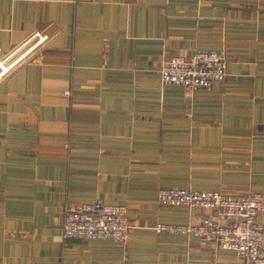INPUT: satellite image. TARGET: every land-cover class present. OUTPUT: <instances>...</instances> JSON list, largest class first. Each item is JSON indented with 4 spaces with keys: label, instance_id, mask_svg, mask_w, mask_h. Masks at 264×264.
<instances>
[{
    "label": "crops",
    "instance_id": "0c3cea01",
    "mask_svg": "<svg viewBox=\"0 0 264 264\" xmlns=\"http://www.w3.org/2000/svg\"><path fill=\"white\" fill-rule=\"evenodd\" d=\"M35 32L0 77V264H245L153 226L212 214L160 205V187L264 192V0H0V58ZM199 49L225 54L223 81L161 82ZM228 164L249 178L225 185ZM93 201L127 206L125 244L61 239L65 208Z\"/></svg>",
    "mask_w": 264,
    "mask_h": 264
},
{
    "label": "built area",
    "instance_id": "2783aa9c",
    "mask_svg": "<svg viewBox=\"0 0 264 264\" xmlns=\"http://www.w3.org/2000/svg\"><path fill=\"white\" fill-rule=\"evenodd\" d=\"M32 38L33 43L28 49L42 43L47 35L35 32ZM16 59L9 65H13ZM226 69L227 59L222 51L199 49L188 57H170L160 69V79L163 84H176L195 91L223 81ZM64 95L68 97L70 92L66 90ZM157 201L165 206L199 207L212 211V214L201 217L197 224L156 222L153 226L156 232L195 236L203 242L233 249L237 259L245 261V264H264V222L256 219L258 213L264 212L263 191L224 193L219 190L160 187ZM60 227L62 239H110L125 243L133 226L127 217L126 205L93 201L66 207Z\"/></svg>",
    "mask_w": 264,
    "mask_h": 264
},
{
    "label": "rangeland",
    "instance_id": "374dc122",
    "mask_svg": "<svg viewBox=\"0 0 264 264\" xmlns=\"http://www.w3.org/2000/svg\"><path fill=\"white\" fill-rule=\"evenodd\" d=\"M30 44H32V42L30 43ZM39 45V44H38ZM37 46V45H36ZM36 46H34V47H36ZM34 47H31L30 49H26V51L25 52H23V54L20 56V57H18V55H20L21 54V52H19V53H17V54H15L16 52H14L13 54V56H11V58H9L7 61H6V63H9L10 61H12L13 59L15 60L17 57V61L15 62V63H17L21 58H23L29 51H31ZM10 55L11 54H9L7 57H10ZM0 59H3V57H1ZM5 59H7V58H5ZM13 60V61H14ZM5 63V64H6ZM14 63V64H15ZM13 64V65H14ZM7 65V64H6ZM12 65V66H13ZM252 167L253 166H251V165H233V164H228V165H225V166H222V167H220V166H215V170L216 171H218V172H222L221 174H218L220 177H222L223 178V180H224V182H225V185L226 184H228V183H232V182H227V174H229V173H232V174H238V173H241L240 175L241 176H243L244 174H246V178H249V171H252ZM246 172V173H245ZM225 178V179H224ZM236 180V179H235ZM216 183H218L217 181H216ZM185 188V187H184ZM159 189V188H158ZM230 190V189H229ZM220 191V190H219ZM231 191H241V190H231ZM248 191V190H247ZM222 192V191H221ZM224 193H226V192H224ZM157 197V196H156ZM157 199V198H156ZM158 202V201H157ZM127 217H128V214H127ZM129 219V218H128ZM133 228V227H132ZM132 230V229H131ZM155 231V230H154ZM131 232V231H130ZM130 235V234H129ZM60 237H61V227H60ZM129 238V237H128ZM61 239H62V237H61ZM67 239V238H66ZM62 240H65V239H62ZM83 240V239H82ZM96 240V239H95ZM110 240V239H109ZM128 240V239H127ZM86 241V240H85ZM91 241V240H90ZM113 241V240H112ZM115 242V241H114ZM127 242V241H126ZM125 242V243H126ZM116 243H118V242H116ZM125 243H120V244H125Z\"/></svg>",
    "mask_w": 264,
    "mask_h": 264
},
{
    "label": "bare ground",
    "instance_id": "6f19581e",
    "mask_svg": "<svg viewBox=\"0 0 264 264\" xmlns=\"http://www.w3.org/2000/svg\"><path fill=\"white\" fill-rule=\"evenodd\" d=\"M23 52H25V51H23ZM23 52H21V53H23ZM13 53H14V52H13ZM13 53L10 55L9 58H11V56L14 55ZM18 56H19V55H18ZM6 58H8V57H6ZM9 58H8V59H9ZM8 59H0V77L12 67V65L10 66L9 64H10L14 59H13L12 61H10L9 63H6V61H7ZM5 63H6L7 65H6Z\"/></svg>",
    "mask_w": 264,
    "mask_h": 264
}]
</instances>
